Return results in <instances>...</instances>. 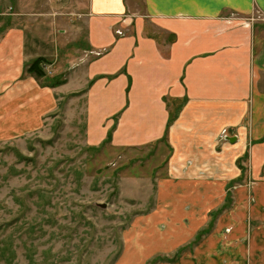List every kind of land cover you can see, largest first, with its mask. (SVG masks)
Masks as SVG:
<instances>
[{
    "label": "rangeland",
    "instance_id": "374dc122",
    "mask_svg": "<svg viewBox=\"0 0 264 264\" xmlns=\"http://www.w3.org/2000/svg\"><path fill=\"white\" fill-rule=\"evenodd\" d=\"M129 1L134 11L139 10L141 0ZM88 6L89 0H0L1 45L9 35L0 50V65L10 63L12 57L2 61L3 52H6L10 36L16 34L21 41L23 38V58L29 56L33 60L29 67L39 57L45 60V76L36 79L40 88L30 74H6L5 77L0 74V91L6 82L12 83L6 95L0 97V264H124L126 257L128 264H139L145 257L150 259L146 264H178L210 240L225 215L235 214L238 207L241 210L237 219H244L247 227L253 229L247 236L252 231L264 233V212L256 210V190L261 187L263 175L259 177L257 169L252 177V170L259 164L254 161L258 141L250 137L241 166L238 161L245 177L239 175L240 183L231 185L234 203L227 201V206H221L217 200L210 201L208 207L214 210L209 213L208 222L199 229L197 239L191 242L178 237L176 240L182 243L170 246L165 242H170L167 239L172 236L169 235L158 243L159 248L143 243L156 241L154 230H150L152 225L153 229L169 232L167 218L163 217L167 211L174 208L168 218L174 224L176 213H193L181 205L183 196L177 204L179 208L167 204L168 199H160L163 198L161 193L170 194L171 185L189 173L181 174L172 169V165L179 163L183 166V160L173 156L170 126L165 138L149 147L118 149L109 143L90 147L85 140L86 97L69 95L59 109L54 110L53 89L46 88L67 83L66 76L79 67L83 50L88 45ZM224 19L229 25L240 23L250 31L253 43L258 38L264 47L263 12L258 9L247 15L229 12ZM21 45L20 55L14 53L16 58L19 56L18 61L22 58ZM6 54L8 56L9 51ZM89 55L94 54L89 52L85 56ZM16 80L18 85L15 86ZM83 83V80H72L68 92L78 90ZM259 86L264 88V79ZM99 124L93 127L97 134L102 133V124ZM208 129L200 130L206 133ZM237 132L238 128L234 132L223 130L212 142L209 138L201 140L205 136L199 137V150L192 148L193 155L199 154L196 155L199 171L197 175L194 172V179L207 183L203 184L205 187L222 186L229 175L220 176L219 171L225 169L221 167L222 161L214 162V158L227 149L226 145L230 146L228 138L238 137ZM191 134L192 131L186 130L182 137L192 139ZM98 137L95 135L92 141ZM118 138L123 139L122 132ZM178 145L185 151L189 142ZM189 160L183 166L184 172L190 171L195 164L194 156ZM241 192L246 196L245 205L239 202ZM205 198H199V213L207 206ZM159 210L163 211L162 215ZM225 229L227 236L230 226L225 225ZM134 231L139 233L138 241L143 245V254L136 258L127 252ZM241 243L246 244L244 264H264V259L253 258L255 246L250 237ZM220 258L221 262L225 260Z\"/></svg>",
    "mask_w": 264,
    "mask_h": 264
},
{
    "label": "crops",
    "instance_id": "0c3cea01",
    "mask_svg": "<svg viewBox=\"0 0 264 264\" xmlns=\"http://www.w3.org/2000/svg\"><path fill=\"white\" fill-rule=\"evenodd\" d=\"M139 2V10L134 11L129 0H89L88 45L83 50V58H80L76 71L66 76L67 83L52 88L51 97L56 107L54 110L59 109L69 95L82 94L86 97L85 140L90 147H99L103 143L118 149L149 147L165 138L163 136L170 126L173 136L169 143L174 148L173 156L181 157L183 166L194 156L195 168L188 172L183 171L182 163L172 165L177 173L189 174L171 185L170 194L161 193L163 198H160L168 199L167 204L172 203L179 208L177 204H180L179 199L183 196L181 205L193 213H176L174 224L168 219L174 208L167 211L163 217L167 218L165 221L170 230L166 233L150 226L156 241L145 240L143 243L151 248H159L158 243L165 239L164 236H172L167 239L170 242L165 240L170 246L181 242L176 240L178 237L183 240L187 238L186 242L197 239L199 229L208 222L209 213L214 210V207H208L210 201L214 203L217 200L221 206L227 201L234 203L231 185L239 182V175L245 177L246 173L243 167L239 168L238 161L241 166L242 158H246L244 154L250 137L258 141L254 161L259 164L252 170V177L258 170L259 177L263 175L261 187L256 190V210L264 212V88L259 86L261 79H264V47L258 38L253 43L250 31L240 23L229 25L224 19L229 12L247 15L258 9L264 13V0ZM8 37L3 45L0 44V50ZM9 39L4 49L9 54L7 56L3 52L2 61L12 59L5 66L1 62L0 74L2 77L6 74H28L27 68H30L33 60L29 56L23 58V38L21 41L16 34ZM20 45L22 58L18 61L19 56L16 58V55H20ZM93 51L103 53L100 57L85 56ZM72 80H83L84 83L70 93L68 89ZM11 86L12 83L6 82L0 97L6 95ZM36 86L39 87L37 80ZM99 123L102 124V133L97 134L93 132V127L100 126ZM205 127L210 128L207 134L200 130ZM236 128L238 137L228 138L227 144L230 146L226 145L227 149L217 153L214 158V162L222 161L221 167L225 169L219 167L222 170L219 171L220 176L232 174L231 178L226 177L221 187H205L203 184L207 183H199L192 177L194 172L199 171V157L196 156L199 154L193 155L192 148L199 150V137L205 136L201 140L209 138V142H212L223 130L234 132ZM186 130L192 131V139L182 137ZM120 132L122 140L118 138ZM95 135L100 138L92 141ZM131 138L136 141H130ZM181 142L184 145L189 142L185 151L179 149ZM239 195V202L245 205V193ZM200 197H206L207 205L201 213ZM237 209L235 214L225 215L211 241L203 243L194 254L189 253L187 259L180 260L178 264H244L246 244L241 242L247 237L255 246L253 258L264 259V233L252 231L247 236L253 229L247 227L244 219H237V213L241 210L239 207ZM159 213L162 215L163 211L159 210ZM180 221L183 223L179 224ZM225 225L231 229L227 236ZM132 235L127 252L136 258L143 254V245L139 244L138 232L134 231ZM220 257L225 260L221 262ZM145 258L139 264H146L150 260ZM126 259L124 264L129 262V258Z\"/></svg>",
    "mask_w": 264,
    "mask_h": 264
},
{
    "label": "trees",
    "instance_id": "16d2710c",
    "mask_svg": "<svg viewBox=\"0 0 264 264\" xmlns=\"http://www.w3.org/2000/svg\"><path fill=\"white\" fill-rule=\"evenodd\" d=\"M45 63V60L43 58H39L36 59L33 64L30 66V68L28 69V74H30V76L35 77L36 79H41L44 78L45 76V72L43 69V65ZM63 83H58L57 85H51V86H47V87H52L55 88L57 86L62 85ZM169 127V126H168Z\"/></svg>",
    "mask_w": 264,
    "mask_h": 264
},
{
    "label": "built area",
    "instance_id": "2783aa9c",
    "mask_svg": "<svg viewBox=\"0 0 264 264\" xmlns=\"http://www.w3.org/2000/svg\"><path fill=\"white\" fill-rule=\"evenodd\" d=\"M119 34H120V35H122V33H121V32H119ZM91 54H94V55H91V56H96V57H100V56L102 55V53H101V52H98V53H97V52H94V53H93V52H91Z\"/></svg>",
    "mask_w": 264,
    "mask_h": 264
},
{
    "label": "water",
    "instance_id": "95a60500",
    "mask_svg": "<svg viewBox=\"0 0 264 264\" xmlns=\"http://www.w3.org/2000/svg\"><path fill=\"white\" fill-rule=\"evenodd\" d=\"M101 207H102V208H105L106 206H105V205H102Z\"/></svg>",
    "mask_w": 264,
    "mask_h": 264
}]
</instances>
